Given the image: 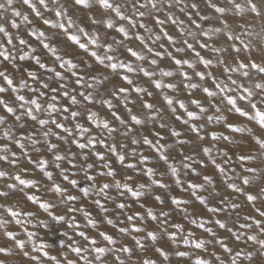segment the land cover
Listing matches in <instances>:
<instances>
[{
	"label": "rangeland",
	"instance_id": "1",
	"mask_svg": "<svg viewBox=\"0 0 264 264\" xmlns=\"http://www.w3.org/2000/svg\"><path fill=\"white\" fill-rule=\"evenodd\" d=\"M18 2L22 13L17 19L10 12L0 14V25L13 30L8 35L0 34V51H6L11 57L5 60L0 56V61L6 64V69L14 71L11 86L5 80L0 81V87L7 89L0 93V100L15 110L9 113L4 104H0V117L3 118L0 122V156L8 157L7 160L0 159V172L7 171L11 177L5 180L0 176V249H4L0 251V264H121V261L123 264H144L146 257H151L153 264H196L198 259L208 264H231L234 257L236 264H264V247L258 243L264 241V215H261L264 213V148L257 142L264 140V128L249 118L254 111L252 105L264 111V88L257 87L264 85V73L251 67L253 63L264 67V0H251L259 14L250 10L248 0H236L244 5L243 13H238L229 0H211V4L224 7V13L216 12L209 0H156L157 9L151 11L138 7L139 3L148 0H110L114 6H121L122 15L129 20H121L113 10L104 9L98 0H88V7L76 5L74 0H45L47 7L39 0H30L29 5L23 0ZM58 9L64 12L63 16L55 15ZM141 11L145 16L139 15ZM157 19L164 23L157 24ZM45 20L49 23L45 24ZM12 21L19 27H12ZM109 21L114 25L112 28L107 26ZM58 23H64L67 31L56 26ZM121 27L127 31V36L118 31ZM92 29L101 32L96 44L91 43ZM205 32L209 35L205 36ZM39 33L44 35L41 37ZM229 33L238 39L229 40ZM73 35L87 47L81 48L71 40ZM157 36L160 38L156 39ZM9 38L11 43H8ZM21 40L25 43L21 44ZM46 44L49 47H45ZM189 44L191 48L187 46ZM129 49L144 59L133 56ZM92 52L100 57L111 55L114 59L100 63ZM22 56L24 59L20 58ZM37 57L40 63H37ZM176 60L182 63L176 64ZM69 61L76 67H71ZM121 62L131 65L134 71L129 72L127 67L113 70L108 66ZM145 71L151 75L146 76ZM165 72L172 75H162ZM179 76L181 86L174 82ZM189 76H193L194 82L186 80ZM157 82L163 86L157 88ZM170 82L175 84L174 88L167 87ZM121 88L127 91L121 93L118 91ZM137 88L143 91L137 92ZM205 89L213 95H208ZM64 92L68 96L63 95ZM80 93L91 94L92 101H86ZM21 95L26 101L36 99L42 106L37 112L34 105L26 104L25 117L31 118L25 114L31 107L38 119H49L45 109L49 103H55L61 111L52 113L51 119L64 124L71 133L57 128L51 119L45 126L37 122L36 132L21 130L20 120H16L22 103L17 98ZM53 96L55 101L51 99ZM72 96L76 97V104L71 103ZM165 97L173 103L169 105ZM229 98L236 101L235 106L229 104ZM105 101H110L111 107ZM181 103L184 107H180ZM145 104H152L153 108L149 110ZM64 108L68 111H62ZM236 108L248 112L249 116H242ZM71 112L79 115L73 119ZM189 112L195 116L189 117ZM90 114H95L101 126L88 118ZM131 115H137L144 123L134 124ZM163 121L170 130L165 132L166 142H162L161 132L154 128ZM104 122L114 131L104 129ZM32 123L34 125V121ZM77 124L87 131L81 133ZM90 128L94 132H90ZM45 131L50 133L47 137ZM5 132L10 133L8 138H5ZM97 134L98 139L142 142L145 137L151 140L150 135H153L154 142L162 147L161 156L169 157L167 162L161 159L157 163L159 170H167V176L155 179V185H164L166 208L160 209L159 200L154 197L159 187L154 188V196L152 191L146 195L142 180L144 167L134 163L133 175L126 173L117 178L114 172V175H107L113 171L110 164L86 162L84 150L74 145V140H94L92 135ZM50 144L57 147L50 150ZM139 149L143 151L144 146L141 144ZM57 154L65 159L55 160ZM72 154L84 157L74 161ZM242 155L248 159L241 161ZM45 157L50 158L51 178L38 163ZM197 157L200 158L198 162ZM129 161L128 158L127 166ZM113 165L118 171L124 167L121 162H113ZM172 167L176 168L175 174ZM16 168H21L23 175H26L25 170L37 174L38 189L44 197H50L49 204L32 200L27 194L21 197L22 193L18 191L24 192L27 186L17 189ZM247 169H255V172ZM65 176L68 179H64ZM89 176L94 179H87ZM244 177L249 178V184H243ZM117 182L121 187L116 186ZM232 183L241 191L229 188ZM104 184L109 187L101 192ZM124 185L140 195L133 196ZM250 194L257 199L249 201L247 196ZM7 200L23 204L22 210L16 212L15 207H11L14 211L7 210L4 207ZM220 203L229 204L228 216H220L217 211L210 212L212 218L205 214L206 210L218 209ZM121 204L123 208L119 207ZM232 205L237 209L230 208ZM31 206L34 209L31 210ZM30 211L28 217L26 212ZM149 212L156 216L155 220ZM200 217L206 219L203 227L199 223ZM19 219L26 221L21 224ZM223 220H226L225 227L217 226ZM176 223L183 227V232L175 240L172 234ZM135 226L142 231H134ZM193 228H199L209 239L215 236L218 239L214 242L206 240L209 249L200 251L192 243V234L187 232ZM149 232H154L155 241L148 236ZM105 236H111L115 243H110ZM163 236L166 240L161 243L159 237ZM253 236L255 241L249 239ZM75 240L81 249L79 254L73 247ZM185 240L189 243L185 244ZM218 241H223V246ZM96 248L106 251L97 253ZM123 248L130 249V253L122 251ZM180 252L185 255H178ZM237 253H240L239 257Z\"/></svg>",
	"mask_w": 264,
	"mask_h": 264
},
{
	"label": "snow or ice",
	"instance_id": "2",
	"mask_svg": "<svg viewBox=\"0 0 264 264\" xmlns=\"http://www.w3.org/2000/svg\"><path fill=\"white\" fill-rule=\"evenodd\" d=\"M39 2H40V4H42V5H44L45 7H47V4L45 3V0H39ZM13 3H14V0H6L5 3L0 4V11H2V12H7L8 9L12 7ZM23 3L26 4V5H29V4H30V0H23ZM74 3H75L76 5H83V6H86V7L90 6V4L88 3V0H74ZM98 3H99L104 9H111V10H113V11L115 12V14H116L121 20H129V19H130L129 17L122 15V13H121V6H120V5H115V6H114V5L110 2V0H98ZM209 3H210V6L213 7V8L215 9V11L218 12V13H224V12L226 11V9H225L224 7H217L215 4H211V0H209ZM229 3L233 6V8H234L238 13H243V12H244V10H245L244 5H242V4H240V3H236V0H229ZM170 6H171V4H169V7H170ZM248 6L250 7V10H251L253 13L259 14L256 5H255L254 3H252L251 0H248ZM133 7L136 8V7H137V3L134 2V3H133ZM138 7H140V8H145V9H149V11H151V10H156V9H157V3H156V0H148L147 3H139V4H138ZM193 7H196V5H193ZM12 15H14V16H16V17H19V16H21V12L18 11V10L13 9V11H12ZM37 15H39V12H37ZM55 15H56V16H63V15H64V12H63L62 10H59V9H58V10L55 12ZM139 15H140L141 17H143V16H145V12L141 11V12H139ZM24 19L27 21V17H24ZM172 22L175 23L176 21L173 20ZM44 23H45V24H48L49 21H48V20H45ZM132 23H133V26H134V22H132ZM156 23H157V24H163L164 21L157 19V20H156ZM68 24H69V25L72 24V21H71L70 19L68 20ZM11 26L14 27V28L19 27V25H18L17 23H15V21H12V22H11ZM56 26H58L59 28L65 29V31H67V29L65 28L64 23H58V25H56ZM107 26H108L109 28H112L114 25H113V23H112L111 21H109L108 24H107ZM141 27H144V25H141ZM198 27H199V26H198ZM80 31L83 32V29H80ZM118 31L124 33L125 36L128 35L127 31H126L123 27L119 28ZM0 33H4L5 35H8V33H7L6 29H5V27H3V26H0ZM85 34H86V33H85ZM33 35H35V33H33ZM43 35H44V33H39V36L42 37ZM165 35H167V34L165 33ZM204 35L207 36V35H209V33H208V32H205ZM159 38H160L159 36L156 37V39H159ZM70 39L73 40V41H75L76 43L80 44V47H81V48H86V47H87L86 44L80 43L79 38H78L77 36H75V35L71 36ZM139 39L143 40V37H139ZM168 39H169L170 41H172V37L169 36ZM228 39H229V40H234V39H238V37H235V36H233L231 33H229V35H228ZM97 40H98V37L93 38V39L91 40V43H92V44H96V43H97ZM8 43H11V38H9ZM20 43H21V44H24L25 41L21 40ZM185 43H187V42L185 41ZM44 46H45V47H49L47 44L44 45ZM187 46H188L189 48L192 47L190 44L187 45ZM108 49H109V51H111V46H110V45L108 46ZM180 50H181V49H177V51H180ZM53 51H54V50H53ZM129 51L131 52V54H132L133 56H138V54H137L135 51H132L131 49H129ZM149 51H151V49H149ZM91 54H92L93 56H95L96 59H97L98 61H100V63H104L105 60L112 61V60L114 59V57L111 56V55H106V56H104V57H100V56H97L96 52H92ZM156 55H160V53H156ZM197 55H199V54H197ZM0 56H3L5 60H8V59L11 58V57L7 54L6 51H0ZM20 58H21V59H24L23 56L20 57ZM138 58H139V59H144L143 56H138ZM57 59H60V57H57ZM36 61H37V63H40L38 57L36 58ZM68 63L71 65V67H73V68L76 67V65H75V64H72L71 61H69ZM152 63L155 64L156 61L153 60ZM175 63H176V64H181L182 61H180V60H176ZM204 63H205V64H210L211 61H204ZM40 66H41V67H45V65H43V64H41ZM61 66H63V65H61ZM108 66H109L111 69H113V70L117 69V67H121V68L127 67V70H128L129 72L134 71V69L131 67V65H125V64L122 63V62L119 63V64H118V63H110ZM251 67L256 68L257 71H259V72H261V73H264V67H262V66H260V65H257V64H255V63H253V64L251 65ZM144 74H145L146 76L151 75V73H149V72H147V71H145ZM30 75H31V74H30ZM56 75H57V76H60V73H56ZM162 75L170 76V75H172V73H171V72H165V73H162ZM184 75H185V77H187V74H186V73H184ZM200 75L203 77V74H200ZM245 75H247V73H245ZM0 77H3L4 80L7 82V84H8L9 86H11V85L13 84V80L10 79L7 75H5L4 72H0ZM124 79L127 80V82H128L129 84L132 83V81H131L130 79H128L127 76H125ZM77 83H80V80H77ZM155 86H156L157 88H161L163 85H161L159 82H157ZM190 86H191V87H195V85H190ZM44 87L47 88L48 85L45 84ZM167 87L171 88V87H173V85H172V84H169V85H167ZM257 87L264 88V85H257ZM12 90H13V91H16L15 88H13ZM5 91H7V89H6L5 87H0V93H3V92H5ZM33 91H35V90L33 89ZM52 91L55 92L56 89H52ZM118 91L121 92V93H123V92H126L127 90L121 88V89H119ZM136 91H137V92H142L143 89H141V88H137ZM205 92H208V95H210V96L213 95V93H212V92H209L208 89H205ZM249 94H250V93H249ZM40 95H43V93H41ZM63 95L68 96V93H67V92H64ZM80 95L83 96L84 99H85L86 101H89V102H91L92 99H93V97H92L91 94L84 95V93H80ZM17 99H18L19 101L22 102V103L20 104V107H21V108H25V105H26V104L34 105V106H35V110H36L37 112L40 111L41 108H42L41 104H40L36 99H32V100H30V101H26V100H25V97H24L23 95L18 96ZM51 99H52V101H55V100H56V97L53 96ZM165 99L167 100V103H168L169 105H171V104L173 103V101H172L171 99H168L167 97H165ZM228 102H229V104H232L233 106H235V103H236L235 100H232L231 98H229ZM71 103H72V104H76V103H77V100H76V97H75V96H72V97H71ZM105 103H107L108 106L111 107V102H110V101H105ZM0 104H4L5 108L7 109V111H8L9 113H14V112H15L14 108L8 106L7 103H6L5 101L0 100ZM144 107L147 108V109H149V110H151V109L153 108V105H152V104H145ZM180 107H184V105L181 103ZM252 108L254 109V111H253V113L251 114V116H250L249 118H250L251 120H255V121H257L258 124H259L262 128H264V111H261V110L257 109V108H256V105H252ZM45 110L49 112V119H38V117H37L36 115L33 114V109H32L31 107H29V108L26 109L25 114H26L27 116L31 117V119H32L33 121H37L39 125H41V126H45V125H47V124L49 123V120L51 119V114H52V113H55V112L61 111V109H58V108L55 106V103H49V104L47 105V109H45ZM235 110H236L237 112H240V114H241L242 116H249V113H248V112L241 111V109H239V108H236ZM62 111L67 112L68 109H67V108H64V109H62ZM129 111H131V110L129 109ZM70 115H71V117H72L73 119H75V118L79 115V113H78V112H71ZM188 116H189V117H194L195 114L192 113V112H189V113H188ZM67 118H68V117H64V119H67ZM88 118L91 119V120H93V122L96 123L98 127L101 126V125H100V122L96 119L95 114H90ZM116 118H117V119H120L119 117H116ZM149 118H150V119H154L155 117H149ZM20 119H21L20 116H16V120H20ZM130 119H131V121H132L134 124H137V125L144 123V121H143L141 118H139L137 115H131ZM209 119H211V117H209ZM0 122H3V118H2V117H0ZM120 122H121L122 124L124 123L123 120H120ZM51 123L54 124L57 128L62 129L64 132L71 133V129L66 128V127L64 126V124L57 123L56 120H54V119H51ZM163 126H164V125H161V127H163ZM102 127H103L104 129H108L109 131H114V129H110V128H109V124H108L107 122H104V123L102 124ZM229 127H231V125H229ZM76 128H77L81 133H84V132L87 131V129L83 128V127L80 126L79 124L76 125ZM194 130H195V129H194ZM236 130H237V131H241V129H236ZM128 131H131V129H129ZM49 134H50L49 131H45V132H44V136H45V137H47ZM126 134H127V133H126ZM174 135L179 136V133H174ZM4 136H5V138H8V137L10 136V133H9V132H5V133H4ZM58 138L63 139L62 137H58ZM225 139H228V137H225ZM257 142L259 143V145H260L261 148H264V140H259V139H258ZM17 143H19V141H17ZM94 143H95V141L90 140V141H88L87 143H78V147H79L80 149H85V148L89 147V145H93V146H94ZM101 143H103V142L101 141ZM133 143H139V141L133 140ZM143 143H144V144H147V145H152V141L149 140V139H147L146 137L144 138ZM20 146L23 147V144H21ZM152 146H153V147H156L157 151H160V146H156V145H152ZM48 147H49L50 150H53V149H55L57 146H56L55 144H50V145H48ZM106 147H109V150H110L111 152H113V153L116 151L114 145H113V146H108V145H106ZM4 151L6 152L7 149L5 148ZM204 151H205V152H208L209 149H204ZM13 155H15V154L13 153ZM97 155H98V157H99L100 160H104V159H105V157H104L103 155H100V154H98V153H97ZM133 155H135V153H133ZM161 158H162L165 162H167L168 159H169V157H168L167 155H163ZM0 159H2V160H7L8 157H7L6 155H5V156H0ZM63 159H65L64 156L59 155V154L55 155V160L60 161V160H63ZM124 159H125V157H124L123 155L119 156V160H120L121 163L124 162ZM143 159H146V158H143ZM185 159H189V158L186 157ZM246 159H248L247 156L242 155V156L240 157V160H241V161H244V160H246ZM38 163H39V165H40L41 167H45V166L47 165V161H43V160L38 161ZM56 166L59 167L58 164H57ZM89 167H91V165H89ZM128 167L132 168V167H135V165L130 164V165H128ZM185 167H188V165H185ZM171 170H172V172H173L174 174L176 173V168H175V167H172ZM247 171H249V172H255V169H247ZM221 172H223V169H221ZM154 174H155V173H154V170H153V169H148V170H147V175L152 176V175H154ZM4 175H5L4 172H0V176H4ZM48 175H49V178H51V174L48 173ZM107 175H114V173L111 172V171H109V172H107ZM16 179H17V180H20V177L17 176ZM64 179H68V177L65 176ZM87 179H89V180H93L94 177L89 176V177H87ZM205 180H208V177H205ZM242 182H243V184L247 185V184L250 183V180H249L248 177H244ZM20 183H21V184H25L26 181H24V180H20ZM72 183L74 184V183H76V181H72ZM116 186L119 188L121 185L117 182ZM160 186H161V187H164V185H160ZM228 186H229V188H231L232 190H234V191H236V192H240V191H241V189L238 188V187L236 186V184H234V183L229 184ZM108 187H109L108 184H104L103 187L100 189V191L103 192V191H104L105 189H107ZM124 187L127 188V190H128L129 192H131L133 196H137V197H138V196L140 195L139 192H134V191H132V189H131V188H128L127 185H124ZM191 187H196V186H195V185H192ZM57 190L59 191V189H57ZM85 191H87V189H85ZM71 199H74V197H71ZM157 199H159V197H157ZM247 199H248L249 201H255V200L257 199V196H255V195H251V194H250V195L247 196ZM201 202L203 203V201H201ZM97 203H99V201H97ZM174 203L179 204L180 201H174ZM119 207L123 208L124 205L121 204V205H119ZM232 207H236V205H232ZM216 210H217V209H214V208H213V209H210V211H216ZM13 215H15V213H13ZM149 215L152 216V219H153V220L156 219V216L152 215L151 212H149ZM261 215H264V213H261ZM128 219L131 220L132 217H129ZM109 223H111V220H109ZM217 223H220V222L217 221ZM200 226L203 227V224H201ZM176 227H179V226H176ZM220 227L223 228V227H225V225H224L223 223H220ZM121 231H125V230L122 229ZM134 231H136V232H140V231H142V229H141V228H134ZM262 231H264V229H262ZM9 235H11V234H9ZM80 235L83 236L84 234L81 233ZM148 236H149L153 241H155L156 238H157L156 235H155L154 233H151V232L148 233ZM172 238L175 239V236H173ZM105 239L108 240L110 243H115V241L112 240V237H111V236H105ZM237 239H239L238 236H237ZM249 239L255 241V240H256V237H254V236H253V237H249ZM184 242H185V244L189 243L188 240H185ZM92 243L95 244V241H92ZM137 243L139 244V241H137ZM218 243H220V244L223 246V241H218ZM258 243H259L262 247H264V241H258ZM140 246L143 247V245H140ZM194 246H195V248H198V249H199V248L204 247V244H203V242H196ZM21 247H23L22 244H21ZM74 250H75L78 254H79L80 251H81L80 248H76V249H74ZM225 250L228 251V252H231V249H227V248H226ZM0 251H4V249H0ZM95 251H96L97 253H104L106 250H105L104 248H96ZM122 251L129 252V253H130V249H128V248H123ZM178 255L183 256V255H185V253L180 252V253H178ZM239 255H240V253H237V254H236L237 257H239ZM250 258H251V256L249 255V259H250ZM121 264H123L122 261H121ZM144 264H153V262H152L151 260H145V261H144ZM196 264H208V262L205 261V260H203V259H198V260L196 261ZM231 264H236V258H235V257L232 259Z\"/></svg>",
	"mask_w": 264,
	"mask_h": 264
},
{
	"label": "built area",
	"instance_id": "3",
	"mask_svg": "<svg viewBox=\"0 0 264 264\" xmlns=\"http://www.w3.org/2000/svg\"><path fill=\"white\" fill-rule=\"evenodd\" d=\"M5 2H6V0H0V4H3ZM13 9L18 10V11L21 12V7H20V4H19L18 0H14V3L12 5V7L9 8L7 12L0 11V14L6 15L8 12H10L12 14ZM13 17L15 19H17L16 16L13 15ZM70 18H72V17H70ZM0 26L5 27V29H6L8 34H11L13 32L12 29L6 27L4 24H1ZM92 33H93V35L91 36V40L93 38H96V37H98V39H99V36L101 34L99 29H98V32H97V30L92 29ZM0 34H2V33H0ZM0 66H1L0 72H4L5 75H7L10 79L14 80V74H13L14 71H13V69H9V70L6 69V64L4 62H1V61H0ZM30 72L33 73V69H31ZM3 80H4L3 77H0V81H3ZM2 95H4V94H2ZM9 96H11V97L13 96L11 91L9 92ZM18 110H19L20 117H21L20 123L18 124L19 128H21V130H23L24 132L26 130H33V131L36 132V130L38 128L37 121H34V125H33V123H32L33 120L31 118H28V117L24 116V108H21L19 106ZM165 123H166V121H163V123H161L158 127H154V128H156L157 130H159L161 132V135L163 136L162 142H166V140H165V132L169 133L168 130H167V127L169 128V126L167 124H165ZM161 125H164V126L161 127ZM147 128H149V127H147ZM151 128H153V127H151ZM90 132H94V130L92 128H90ZM92 137H95L94 140H93V141H95L94 146L93 145H89V147H87L85 149H81L82 151L84 150V156L85 157L82 154H75V155L72 154L74 161L81 160L84 157L86 162L98 161L100 163L110 164L111 167L113 168L112 172H114L117 175V178H121L126 173H128L129 175H133L135 173L134 172L135 168H133V167L130 168V167H128L125 164V163H127V159L129 158L130 159L129 164L136 163L135 165H138L139 167H144L142 180L145 183L143 187H144L146 195L149 196L151 194V191L153 193L154 188L159 187L158 194H156L154 196V193H153V196L156 197V198L159 197L158 200H159V203H160V209L162 207L166 208L167 204H166L165 199H164V191L165 190H164L163 187L160 186L162 184L155 185V179H164L167 176V170H162V169L159 170V166H157V163L161 162V159H162L161 158L162 156L160 154L162 152V149H161L162 147H160V151H157L156 147L152 146V145L158 146L156 144V142H154L155 138H153L152 134L150 135V138H151V141H152V145L144 144L141 140H136V141H139V143H133V140L129 141V140H125V139H121V140H116L115 138H112L110 140H105L103 138L98 139V134L96 136L92 135ZM90 140L91 139H82V138L79 139V140H74V145H76L78 147V143H87ZM101 141L103 143H101ZM141 144L144 146L143 151H141L139 149V146H141ZM106 145H108V146H113L114 145L116 151L114 153L111 152L109 150V147H106ZM166 147H167V145H166ZM93 150L95 151V155H93ZM97 153L100 154V155H103L105 157V159L104 160H100L98 155H97ZM133 153H135V155H133ZM121 155H123L125 157L124 162H123L124 167L122 168V170L118 171L117 168L113 165V162H120L119 156H121ZM143 158H146V159H143ZM39 159H40V156L38 157V160ZM195 159L197 160V162L200 160L199 157H197ZM41 160L47 161V165L45 167H42V168H44L46 170L47 174L51 173L50 168L48 166V162L50 161V158L45 157V158H42ZM4 167H7V166L4 165ZM148 169H153L155 174L152 175V176L147 175V170ZM2 172L5 173V175L3 176V177H5L4 179L8 180V178L10 177V173L7 172V171H2ZM25 174L26 175H23L21 168H16V173H15L16 177L19 176L20 180L26 181L25 184H21L20 180L16 179L17 189L21 188L23 185L27 186V189L24 192L21 191V190L18 191L19 194L22 193L21 197L23 198V195L27 194V197L32 199V200H36V201H41L42 200L45 204H49L50 197L49 196L44 197L43 194L38 189V183L39 182L37 180V178H38L37 174L35 172H31V171H27V170H25ZM205 175H208V173H205ZM1 181H2V179H1ZM2 183H4V182L2 181ZM208 198H209V196H208ZM151 204H152V202H151ZM209 204L210 205H214V204H211V203H209ZM22 206H23V204H19L18 202H11L9 200L5 201V204H4V207L7 210H9V208H10L11 211H14V209H11V207H15L16 208V210H15L16 212H20L22 210ZM218 206L219 207L216 210L217 213L220 216H222V215H227L228 216L229 204L220 203ZM230 208H232V206H230ZM32 209H34L33 206H31V210ZM214 209H216V208H214ZM236 209H237V207H236ZM243 210H245V208H243ZM210 212H211L210 210H206L205 214L208 217L212 218L211 215H210ZM26 213L29 215L28 217L31 216V211L30 212H26ZM25 221H26L25 219H23V220L19 219V223H21V224L25 223ZM225 221L226 220H223L221 223L224 224ZM205 222H206V219H204L202 217L199 218L200 225L202 223H205ZM177 223H179V222H177ZM177 223L174 225L175 232L172 234V237L175 236V240L177 239L178 235L183 232V227H180V224H177ZM176 226H179V227H176ZM217 226L220 227V225H217ZM135 228H137V226H135ZM187 232L192 234V243L194 245H195L196 242H203L204 247L199 248L200 251H202V250L206 251V250L209 249V245L205 244L206 240H209V241L212 240L214 242V241H216L218 239V236H215L212 239H209L208 237H206L205 235H203L201 233L199 228H193V230H187ZM151 233H154V232H151ZM222 233H223V230L220 232V235H222ZM164 240H166L165 236H163V238L159 237V242L161 241V243H162ZM73 247L75 249L79 248V243H78L77 240H75V242L73 243ZM162 254H163V250L161 251V255ZM145 260H151L152 262H154V260L151 257H146L144 259V261ZM138 264H141V263H138Z\"/></svg>",
	"mask_w": 264,
	"mask_h": 264
},
{
	"label": "crops",
	"instance_id": "4",
	"mask_svg": "<svg viewBox=\"0 0 264 264\" xmlns=\"http://www.w3.org/2000/svg\"><path fill=\"white\" fill-rule=\"evenodd\" d=\"M190 77V79H186L188 82H194V78H193V76H189ZM182 80H181V78H180V76H179V79H176L174 82L176 83V84H179L180 85V82H181ZM169 84H172L173 85V87H171V88H174V83L173 82H170ZM181 86V85H180ZM167 130H168V132H170V130H169V128L167 127Z\"/></svg>",
	"mask_w": 264,
	"mask_h": 264
}]
</instances>
